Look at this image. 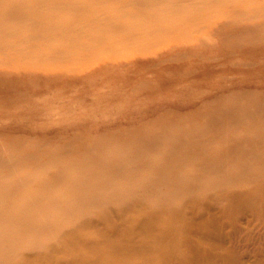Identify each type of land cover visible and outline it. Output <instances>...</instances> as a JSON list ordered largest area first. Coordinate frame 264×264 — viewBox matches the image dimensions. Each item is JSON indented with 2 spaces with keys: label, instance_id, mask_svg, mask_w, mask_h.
I'll list each match as a JSON object with an SVG mask.
<instances>
[{
  "label": "bare ground",
  "instance_id": "obj_1",
  "mask_svg": "<svg viewBox=\"0 0 264 264\" xmlns=\"http://www.w3.org/2000/svg\"><path fill=\"white\" fill-rule=\"evenodd\" d=\"M26 1L0 0L9 3L1 69H50L69 54L51 41L85 53L150 26L166 33L173 17L226 0ZM234 18L264 23V7ZM244 31L264 37L256 24ZM33 41L49 54L29 55ZM40 102L22 94L15 103ZM230 117L113 146L87 141L80 152L0 145V264H248L243 250L259 253L249 264H264V111Z\"/></svg>",
  "mask_w": 264,
  "mask_h": 264
},
{
  "label": "rangeland",
  "instance_id": "obj_2",
  "mask_svg": "<svg viewBox=\"0 0 264 264\" xmlns=\"http://www.w3.org/2000/svg\"><path fill=\"white\" fill-rule=\"evenodd\" d=\"M8 7L4 3L0 13ZM262 7L264 0H226L173 17L166 33L150 26L147 36L130 41L110 36L104 46L89 45L85 53L77 43L51 41L69 52L65 60L48 63L53 68H0V79L11 83L0 88V105H8L0 111V145L80 152L87 141L113 146L170 129L227 123L230 111H264V37L244 38V28L264 23L234 18ZM69 16L55 20L66 22ZM49 51L47 44L33 41L29 55ZM22 94L41 102L15 103ZM243 254L248 264L259 258V253Z\"/></svg>",
  "mask_w": 264,
  "mask_h": 264
}]
</instances>
